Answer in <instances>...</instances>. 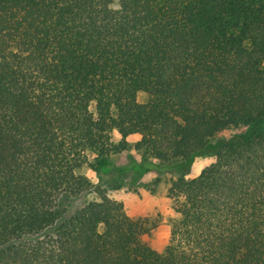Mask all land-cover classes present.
Returning <instances> with one entry per match:
<instances>
[{
	"label": "trees",
	"instance_id": "16d2710c",
	"mask_svg": "<svg viewBox=\"0 0 264 264\" xmlns=\"http://www.w3.org/2000/svg\"><path fill=\"white\" fill-rule=\"evenodd\" d=\"M132 149L173 175L163 252L84 173ZM0 264H264V0H0Z\"/></svg>",
	"mask_w": 264,
	"mask_h": 264
},
{
	"label": "rangeland",
	"instance_id": "374dc122",
	"mask_svg": "<svg viewBox=\"0 0 264 264\" xmlns=\"http://www.w3.org/2000/svg\"><path fill=\"white\" fill-rule=\"evenodd\" d=\"M147 96L144 93L139 95V100L144 102ZM234 130H227L220 134V137H229L234 134ZM139 137L130 136L129 140L133 145ZM134 157L142 161L140 153L132 149L131 151L113 155L111 157L114 167L98 173L91 168H85L84 173L88 175L96 185L108 188L111 197L123 201L128 214L135 218H149L157 226L152 231L142 236V241L151 245L154 249L163 252L170 239L171 223L176 216L172 201L167 196V190L173 177L170 172L158 173L154 170L148 171L137 184L130 182V177L119 170L130 163V158ZM214 160L212 155H199L193 160L189 176L198 175L201 170ZM161 177L162 181L156 184L155 181ZM94 194H83L66 201L68 214L82 207L89 199L94 198Z\"/></svg>",
	"mask_w": 264,
	"mask_h": 264
}]
</instances>
